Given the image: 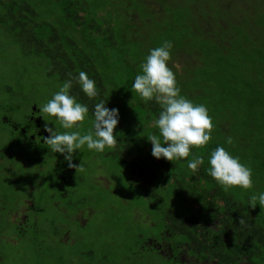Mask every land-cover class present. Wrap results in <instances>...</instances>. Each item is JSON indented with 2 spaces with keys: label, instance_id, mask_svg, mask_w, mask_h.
<instances>
[{
  "label": "trees",
  "instance_id": "16d2710c",
  "mask_svg": "<svg viewBox=\"0 0 264 264\" xmlns=\"http://www.w3.org/2000/svg\"><path fill=\"white\" fill-rule=\"evenodd\" d=\"M164 41L173 44L170 67L182 94L206 105L214 123L209 144L193 150L205 158L196 171L186 161L152 156L146 137L156 131L152 120L160 108L132 90L141 62ZM185 54L189 64L178 68ZM6 61L43 71L57 87L85 71L100 95L89 100L75 81L71 94L88 104L90 116L100 99L119 110L114 136L121 140L113 152L130 187L160 209L164 223L144 244L166 240L170 255L149 246L146 251L169 264H179L183 253L198 263L264 264V205H248L253 191L264 192V0H0V68L9 69ZM28 61L40 68L28 69ZM110 74L118 81L109 89L120 87L118 78L126 76L131 90L109 105ZM7 77L0 71V96L9 98L16 91ZM2 122L17 134L19 125L6 117ZM229 136L231 145L225 143ZM217 146L251 167L254 190L225 191L208 174V155Z\"/></svg>",
  "mask_w": 264,
  "mask_h": 264
},
{
  "label": "rangeland",
  "instance_id": "374dc122",
  "mask_svg": "<svg viewBox=\"0 0 264 264\" xmlns=\"http://www.w3.org/2000/svg\"><path fill=\"white\" fill-rule=\"evenodd\" d=\"M183 57L184 61L175 63L178 68L189 64V56ZM10 64L6 61L10 71L0 68L16 91L9 98L0 96V264H169L145 250V246L158 249L163 257L169 252L166 240L144 244L164 228L160 209L150 206L143 192L130 187L114 148L103 153L86 148L74 152L73 163L81 164L84 171L74 168L69 176L63 155L39 142L29 147L3 124L6 117L31 134L28 118L37 107L41 132H47L46 126L64 131L39 109L59 87L44 79L41 70L31 72L22 69L23 65ZM23 64L28 69L35 64L40 68L33 61ZM16 75L25 79L16 80ZM30 76L33 79L28 81ZM118 79L122 85L112 91L110 83L118 80L111 74L107 77L109 105L120 93L131 90L126 76ZM88 126L90 122L85 131ZM179 167L185 168L183 163ZM63 188L66 198L61 196ZM79 215L87 222L85 226H79ZM179 264L208 263H198L183 253Z\"/></svg>",
  "mask_w": 264,
  "mask_h": 264
},
{
  "label": "clouds",
  "instance_id": "9594fccd",
  "mask_svg": "<svg viewBox=\"0 0 264 264\" xmlns=\"http://www.w3.org/2000/svg\"><path fill=\"white\" fill-rule=\"evenodd\" d=\"M172 49V42L164 41L149 50L135 75L132 90L145 104L154 101L160 108L152 120L156 131L146 137L152 145V156L170 162L186 161L188 168L196 171L204 165L205 158L195 156L193 150L205 148L209 144L214 123L206 105L196 104L182 94L177 74L170 67ZM73 81L89 100H96L100 95L96 81L85 71H80L78 75L63 81L39 109L64 130L46 126L49 136L45 142L50 151L63 155L69 168L83 172L81 164L77 166L73 163V153L84 148L96 153L115 148L118 139L114 136V129L119 123V110L106 107V101L100 99L94 103L90 116L88 104L81 103L71 94ZM89 122L90 126L85 131ZM225 143L231 145L233 138L227 137ZM208 174L225 191L233 188L254 190L251 167L242 163L238 156L224 146H217L208 155ZM248 205L251 208L264 205V192L253 191Z\"/></svg>",
  "mask_w": 264,
  "mask_h": 264
},
{
  "label": "flooded vegetation",
  "instance_id": "af4514ba",
  "mask_svg": "<svg viewBox=\"0 0 264 264\" xmlns=\"http://www.w3.org/2000/svg\"><path fill=\"white\" fill-rule=\"evenodd\" d=\"M38 114V111L35 110V114H32L29 118H28V123L29 125L31 126L32 128V132L31 134H28V132L22 128L21 126L20 127H16L15 125V128H14V131H18L17 132V136L18 137H21L23 139V143H27L29 147L31 148H34L35 145L39 142L43 145L47 144L45 142V138L49 136V134L45 131L41 132V118L39 116H37ZM4 121H7V120H4ZM11 128V126H10ZM67 175L70 176L71 173H74L75 170L74 168H69L67 167ZM64 190V193H61L62 197H67V194L65 193V189L63 188ZM58 206V205H57ZM92 212V211H91ZM76 220L78 221V224L80 227L82 226H85L86 225V221L83 220V216L82 215H79ZM18 227V226H17Z\"/></svg>",
  "mask_w": 264,
  "mask_h": 264
}]
</instances>
